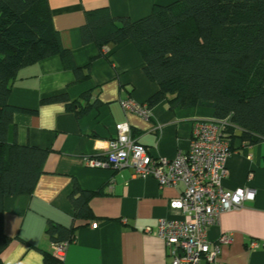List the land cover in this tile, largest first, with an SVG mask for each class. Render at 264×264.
Here are the masks:
<instances>
[{
  "label": "crops",
  "instance_id": "0c3cea01",
  "mask_svg": "<svg viewBox=\"0 0 264 264\" xmlns=\"http://www.w3.org/2000/svg\"><path fill=\"white\" fill-rule=\"evenodd\" d=\"M175 0H49L54 25L63 46L71 50L75 65L92 60L91 78L77 82L72 69L60 55H53L23 67L13 82L10 103L35 112H17V141L51 149L43 173L32 194L8 195L4 199L3 228L13 240L2 254L4 264H173L168 247L157 235L161 217L183 219L184 214L170 203L180 197L184 184L159 185L156 178L135 174L132 167H90L86 158H103L116 125L129 122L132 137L157 157L173 158L187 152L198 120H213L209 107L172 109L164 100L151 110L150 119L125 111L121 100L133 98L146 103L157 91L143 69L144 59L130 41L110 43L103 54L94 43L83 42L82 26L87 11L109 7L113 16L132 20L148 15L155 3ZM107 56L110 58H107ZM92 92L89 103L97 102L78 117L65 101H43L66 93L82 99ZM63 102L64 112L41 118V106ZM45 125L42 127L41 124ZM227 161L229 174L223 179L226 190L252 186L255 200L221 214L208 231L213 248L225 234L232 241L222 244V264H264V141L248 143L236 137ZM254 174L251 181L248 175ZM75 182L98 192L89 202L92 219H75L71 193ZM74 227L66 258L53 259L49 224ZM152 232H146L147 227ZM252 242H257L252 247ZM203 264L209 263L203 260Z\"/></svg>",
  "mask_w": 264,
  "mask_h": 264
},
{
  "label": "trees",
  "instance_id": "16d2710c",
  "mask_svg": "<svg viewBox=\"0 0 264 264\" xmlns=\"http://www.w3.org/2000/svg\"><path fill=\"white\" fill-rule=\"evenodd\" d=\"M86 16L83 42L94 43L99 55L108 44L127 40L142 55L147 78L158 85L146 102L151 110L164 100L172 109L209 107L215 121L226 122L232 148L236 137L264 141V0L155 3L136 20L113 16L109 7L88 10ZM53 55L63 58L77 82L91 78L92 60L79 67L63 46L49 0H0V264L13 240L3 228L4 199L32 194L51 152L17 141L15 113L36 110L10 103L13 82L23 67ZM91 93L82 96L86 106L66 93L43 101H65L80 117L98 105L89 103ZM97 194L75 182L70 195L75 219L93 218L89 202ZM47 234L52 242L72 240L75 228L51 223Z\"/></svg>",
  "mask_w": 264,
  "mask_h": 264
},
{
  "label": "built area",
  "instance_id": "2783aa9c",
  "mask_svg": "<svg viewBox=\"0 0 264 264\" xmlns=\"http://www.w3.org/2000/svg\"><path fill=\"white\" fill-rule=\"evenodd\" d=\"M121 105L125 111L145 119L152 115L147 103L131 97L122 99ZM225 126L224 121L198 120L190 149L168 158L151 154L146 145L132 137L129 122L119 123L116 136L109 141L107 154L103 158H86L90 167L118 169L130 166L137 175L156 178L161 187L184 184L183 193L171 201L170 207L180 210L185 218L161 217L157 225V235L165 241L173 264H203V260L222 264L217 261L221 246L230 243L232 235H223L212 248L209 228L219 222L222 213L241 208L245 202L256 198L257 191L252 186L233 191L223 186V179L229 174L227 161L233 153ZM253 177L250 173L248 180ZM152 230L150 226L146 228L148 233ZM72 240L52 242V255L63 261ZM251 246L256 247L257 242H252Z\"/></svg>",
  "mask_w": 264,
  "mask_h": 264
},
{
  "label": "clouds",
  "instance_id": "9594fccd",
  "mask_svg": "<svg viewBox=\"0 0 264 264\" xmlns=\"http://www.w3.org/2000/svg\"><path fill=\"white\" fill-rule=\"evenodd\" d=\"M64 110H65V105L63 102H58V103L52 104V105L41 106L40 112H41L42 121H43L44 117L49 116L54 112L62 114L64 112ZM41 126L45 127L43 122H42Z\"/></svg>",
  "mask_w": 264,
  "mask_h": 264
}]
</instances>
